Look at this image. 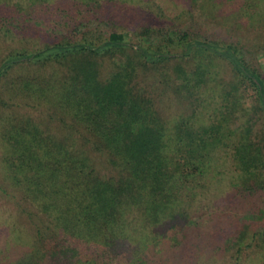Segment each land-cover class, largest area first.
<instances>
[{
  "label": "trees",
  "instance_id": "16d2710c",
  "mask_svg": "<svg viewBox=\"0 0 264 264\" xmlns=\"http://www.w3.org/2000/svg\"><path fill=\"white\" fill-rule=\"evenodd\" d=\"M136 1L0 0V37L33 39L0 56V196L34 229L0 264H264V75L247 57L262 43L115 29L107 4ZM191 236L202 256L176 257Z\"/></svg>",
  "mask_w": 264,
  "mask_h": 264
},
{
  "label": "rangeland",
  "instance_id": "374dc122",
  "mask_svg": "<svg viewBox=\"0 0 264 264\" xmlns=\"http://www.w3.org/2000/svg\"><path fill=\"white\" fill-rule=\"evenodd\" d=\"M154 5L151 2H145L144 0H138L136 2H126L125 6H122L121 2L115 3L113 5L107 4V8L110 10H120V16H116L114 21L115 29L119 30H132L135 27V19L141 17L142 24H157L163 27L168 26L167 28L173 27L176 30H181L183 27L194 28L195 25L199 26L203 30L211 31L216 37L226 39L230 38L235 40L236 38L241 40H246L250 42V45H256L262 43L264 48V22L260 24H253L252 27H244L248 23L241 18L237 20L238 15L241 11L246 12H262L264 13V0H213L207 2L203 0L200 4H196L193 0H153ZM60 7L67 8L68 4H61ZM260 7V8H259ZM158 9L163 14H159ZM263 9V10H260ZM238 12H235L237 11ZM165 15V16H164ZM23 16H20V22H23ZM169 18V19H168ZM171 23L173 25H171ZM241 29L244 34H238L237 30ZM239 31V30H238ZM245 31V32H244ZM33 41L32 38L28 36V32L25 33V30H18L13 36L3 35L0 37V56L7 52L9 47H16L25 44L26 42ZM247 57L252 61L256 62V67L259 72L264 75V54L253 50L251 53L247 54ZM250 95L253 94L252 91L249 92ZM167 100L163 101L162 108L166 114H173L180 109L179 103L175 102L174 104L165 103ZM249 104V100L247 101ZM227 169V168H225ZM222 175V174H221ZM220 175V176H221ZM226 175H224L225 177ZM218 177V175H217ZM238 199L234 190L225 192L220 197V204L228 205ZM9 197L0 196V218L5 220V223L0 222V258L5 256L9 251L7 242L8 236H18L23 241L29 242L33 236V225L31 222L23 215H19L15 212V207L8 200ZM264 199V187L263 189L257 190L254 196V201ZM14 209L11 217L7 216V210ZM204 215L206 217H211L214 214ZM12 221V230L10 223H8L7 217ZM204 217V216H202ZM261 219V218H260ZM204 237V236H203ZM202 237V238H203ZM190 239H185L182 243L186 244V247H178L177 249H171L176 257H179V252L186 250L191 251V248L196 249L193 253L194 257L198 255L202 256L201 247L197 243L196 239L191 236ZM207 248V247H206ZM206 248L203 249V252H206ZM188 249V250H187ZM7 251V252H6ZM10 252V251H9ZM193 252V251H192ZM172 255V253L170 252ZM205 255H207L205 253ZM220 259L219 262L215 264H228L226 261L225 255L216 256L213 259ZM200 258V257H199ZM3 261V260H2ZM201 264H209L207 257L203 256ZM5 263H8V259H4ZM252 263L251 261H247ZM180 264V263H177ZM187 264V262H186ZM190 264V263H189Z\"/></svg>",
  "mask_w": 264,
  "mask_h": 264
}]
</instances>
